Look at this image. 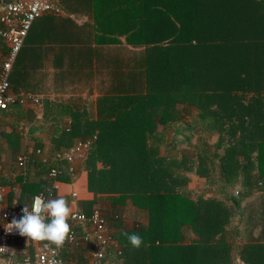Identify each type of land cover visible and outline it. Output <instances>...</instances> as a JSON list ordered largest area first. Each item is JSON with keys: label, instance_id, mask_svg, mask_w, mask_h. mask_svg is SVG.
Returning <instances> with one entry per match:
<instances>
[{"label": "trees", "instance_id": "16d2710c", "mask_svg": "<svg viewBox=\"0 0 264 264\" xmlns=\"http://www.w3.org/2000/svg\"><path fill=\"white\" fill-rule=\"evenodd\" d=\"M123 1L132 7L118 10L121 17L114 24L73 25L76 31L91 30L98 38L95 43L108 46L92 49L97 67L84 73H39L30 66L24 43L10 74L12 91L48 94L46 79L53 75L63 83L71 75L84 82L86 97L96 94L90 106L98 118L82 120L73 112V120L60 130L64 139L76 135L91 140L89 151L96 150L103 163L100 195L79 199L76 210L104 212L118 245L110 246L106 259L124 264H234L241 257L245 264H264V244L253 243L259 237L250 240L246 234L261 225L252 209L264 200V0ZM51 16L59 15L44 14L33 24ZM105 48L107 54L102 53ZM40 98L51 104L49 96ZM195 110L204 149L197 146L196 152L185 154V165L176 152H161L164 128ZM205 134L217 135L216 141L210 143ZM48 160L35 164L39 179L29 184L32 196L44 191L54 199L57 189L46 175L57 167L58 181L71 180L85 169V159L74 162L73 172L66 159ZM192 170L208 183L216 180L214 174L220 176L223 192L227 184L236 187L248 170L246 186L237 192L242 198L253 190L259 194L243 207L238 203L236 210L219 193L204 191L195 197L186 187L192 176L185 172ZM64 198L70 205L71 197ZM129 204L136 207L134 217L146 213L144 221L127 224ZM238 214L240 226L233 223ZM123 231L139 233L142 246L132 248ZM237 239L246 242L238 244ZM89 249L87 243L64 246L62 255L72 264H85Z\"/></svg>", "mask_w": 264, "mask_h": 264}, {"label": "crops", "instance_id": "0c3cea01", "mask_svg": "<svg viewBox=\"0 0 264 264\" xmlns=\"http://www.w3.org/2000/svg\"><path fill=\"white\" fill-rule=\"evenodd\" d=\"M57 4L61 8V12L57 13L59 16H51L35 22L25 40V46L29 52L28 62L39 73H84L89 71L93 65L97 67L96 56L91 58L92 49H99V47L108 49V46L95 43L94 39L97 38V35L91 30L76 31L75 28L73 29V25L114 24L121 17L120 13L117 14L118 10L132 7L131 5L127 6L123 0H57ZM128 47L131 46L128 45ZM107 49H103L102 53L107 54L109 51ZM5 52L6 46L1 40L0 55L4 56ZM46 81L51 89V96H49L51 104L49 106H46L45 103L17 105L0 116V128L3 132L0 140V193L3 194L2 202L8 205L15 203L29 205L33 198L31 195L33 190L29 182L34 183L37 178L39 179L38 167L35 164L40 159H49V162L54 163L58 159L55 155L57 152L70 148L81 139L76 135L71 136L70 139H64L61 134L60 128L63 127L65 121L73 120V112H77L82 120L98 118L97 109H92L90 106V102L95 100L96 94L91 98H89L90 96L86 97L84 82L76 81L71 75L67 76L63 83L56 82L53 75ZM46 121L48 122L45 123ZM261 151L263 154L264 148ZM161 152H163V147ZM20 158L24 164H20ZM262 162L261 170L264 169V158ZM245 165L246 167L249 165L248 158L245 159ZM102 167L103 163L98 159L96 151H92V153L89 151L85 158V169L81 173L78 171L71 180L58 181L52 178L53 184L56 182L59 185L56 197H71L70 207L76 209L79 199L100 195L97 186L99 170ZM251 173L256 174L254 170H251ZM247 174H249L248 170L237 186L243 185V188L246 186L244 184ZM46 178L51 177L47 174ZM236 189L232 193L234 195H226L225 192L219 193L224 197L227 205L234 210L237 209L238 203L243 207L250 200L256 201L254 197L259 194L258 191L253 190L248 197L242 198L241 193H238L240 188H238V192ZM127 206H131V220L125 219L127 224L130 222V225H133L136 219L137 221L145 220L146 213L144 211H142V216L136 218L134 217L136 207L130 204ZM252 211L260 220L261 225L253 227L246 234L250 240H256L255 237L258 236L259 241L253 243L261 245L264 244L263 198L259 200ZM233 223L240 226L239 214L234 218ZM236 241L238 244L246 242L239 239ZM39 246V243L27 242V238L20 235L11 241L9 252L4 258L19 261L27 254L35 256ZM234 264H245V262L241 257H237Z\"/></svg>", "mask_w": 264, "mask_h": 264}, {"label": "built area", "instance_id": "2783aa9c", "mask_svg": "<svg viewBox=\"0 0 264 264\" xmlns=\"http://www.w3.org/2000/svg\"><path fill=\"white\" fill-rule=\"evenodd\" d=\"M59 12L61 8L57 0H6L0 3V38L6 46L5 55H0V116L17 105L42 103L37 95L15 94L9 78L33 22L44 14ZM1 138L0 128V140ZM91 144V140L80 139L70 148L57 152L56 158L68 160L70 171L73 172L74 162L86 158ZM20 164H24L22 159ZM60 173V169L53 167L49 176L56 179ZM58 186L56 182L52 185L55 189H58ZM2 196L3 194L0 193V246L6 247V250L0 252V264H72L73 260L63 257V248L59 250L54 247L46 248L44 242H39L40 246L35 256L27 254L19 261L5 259L4 256L9 252L11 241L20 235L15 231L6 232L4 225L10 223L13 218L22 217V209L25 205L18 203L8 205L2 202ZM35 196H42L45 200L50 199L49 194L44 191L35 194L33 198ZM72 217L74 218L68 221L71 228V239L67 240L64 246H79L87 243L90 249L85 264H124L122 260L112 262L106 259L110 246L117 247L118 245L112 238L108 220L101 209L95 208L90 214L72 209Z\"/></svg>", "mask_w": 264, "mask_h": 264}, {"label": "clouds", "instance_id": "9594fccd", "mask_svg": "<svg viewBox=\"0 0 264 264\" xmlns=\"http://www.w3.org/2000/svg\"><path fill=\"white\" fill-rule=\"evenodd\" d=\"M22 212V217L13 218L4 225L6 232H18L27 238V242H44V247H54L57 250L62 249L66 241L71 239L68 221L74 217L72 208L64 197L45 200L42 196H35L30 207L25 203ZM121 235L134 249H139L143 244L139 233L123 231ZM5 250L6 247L0 246V252Z\"/></svg>", "mask_w": 264, "mask_h": 264}, {"label": "rangeland", "instance_id": "374dc122", "mask_svg": "<svg viewBox=\"0 0 264 264\" xmlns=\"http://www.w3.org/2000/svg\"><path fill=\"white\" fill-rule=\"evenodd\" d=\"M51 92V91H50ZM38 96H51L50 93L48 94H37ZM195 112H190L191 114H187L186 117L180 121V122H175L173 125L171 126V128H164V131L166 133V135H164V139L166 142H164L163 144V152L164 153H175L177 154V159H181L182 160H186L185 165H187V158L184 157L185 154H188L189 152H196L197 150V146L201 147V149H204L203 147V140H201V138H199V135L203 134L202 130L200 129V125H199V121L198 119L195 118ZM48 121H46L45 123H47ZM49 126V124H48ZM7 136V135H6ZM5 136V137H6ZM204 139L206 137L207 140L210 143H214L217 139V135H209V134H205L203 135ZM152 138H148L146 146L150 145L149 142L151 141ZM92 151H96V150H91L90 153H92ZM89 152V150H88ZM87 152V153H88ZM96 155H97V151H96ZM166 155V154H165ZM96 157V156H95ZM188 176H192L191 177V181L187 182L186 187L190 190H193L194 193L193 195L195 197L198 196V194H201L204 191H208L209 192H218L221 193L223 192L221 189V184L224 183L225 181H223L222 179H220V176L215 175L216 180L215 181H211V182H207L205 177L203 176H195V174H193V170L192 171H186L185 172ZM208 184V185H207ZM237 188V189H236ZM238 188H240L239 190L242 189V186H230L227 184V188H226V195L228 194H232L233 191L238 190ZM197 193V194H196ZM225 196V195H224ZM228 197V196H227ZM125 218L130 221V216H131V206H127L126 211H125ZM128 224H130V222H128Z\"/></svg>", "mask_w": 264, "mask_h": 264}]
</instances>
